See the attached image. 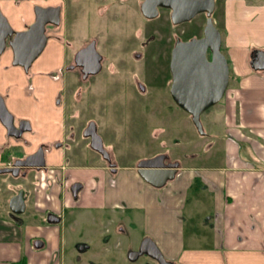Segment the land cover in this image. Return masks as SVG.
<instances>
[{
	"label": "crops",
	"instance_id": "crops-1",
	"mask_svg": "<svg viewBox=\"0 0 264 264\" xmlns=\"http://www.w3.org/2000/svg\"><path fill=\"white\" fill-rule=\"evenodd\" d=\"M216 2L215 8L223 16L218 18V22L223 23L221 44L231 67L229 81L232 88H227L224 93L221 111L232 130L230 134L225 132L232 153L227 155V167L207 172V177L215 174L222 182L207 184L218 191L211 244L192 239L195 236L190 230L186 233L182 219L188 186L197 173L194 167L180 169L157 193L154 187L145 185L149 183L135 168L125 166L116 172H108L94 165L80 166L77 162L69 168L64 163L63 149L52 148L48 153V165L56 166L60 176L70 170L68 182L81 180L78 178L81 174L75 177L72 171L97 173L95 177L91 176L92 184H86L85 190L79 193L78 201H73L68 194L58 200L56 193L60 188L53 187L50 193L52 191L59 204H52L54 207H72L78 203L87 209L93 205H119L142 211L140 219L130 225L138 226L174 264H264V68L255 69L252 65L257 53L264 51V0ZM30 4V0H15L12 8L9 3L4 4L3 8L17 30L22 29L19 16L27 22L32 20ZM55 42L50 40L48 44ZM58 42V53L51 56L47 45V55L44 52L34 60L28 71L13 64L10 52L0 58V96L8 110L17 118L29 119L34 128L25 133L27 152L39 142L52 143L62 139L61 132L55 131L54 127L58 124L62 129L63 124L54 112V98L62 87V76L58 71L64 66L67 53L62 38ZM50 71L58 76L51 77L47 74ZM54 83L58 85L53 90L50 86L54 87ZM7 140L0 122V151ZM9 142L14 143L13 140ZM39 190L45 191L42 187ZM44 202L49 205L48 201ZM62 222L61 219L55 222L57 224L39 227L38 231H25L20 239L14 223L0 219V264L21 259L25 264H60V251L65 244ZM42 228L47 231L48 238L42 234ZM13 229L16 231L14 237L9 235ZM37 238H42L45 245L36 247L33 241Z\"/></svg>",
	"mask_w": 264,
	"mask_h": 264
},
{
	"label": "rangeland",
	"instance_id": "rangeland-1",
	"mask_svg": "<svg viewBox=\"0 0 264 264\" xmlns=\"http://www.w3.org/2000/svg\"><path fill=\"white\" fill-rule=\"evenodd\" d=\"M3 3H9L12 8L15 0ZM97 5L93 0H63L61 35L67 53L65 63L70 61V56L78 48L91 38H95L94 46L100 55L101 64L100 71L98 70L99 72L97 71L98 73L88 80L80 78L74 72H68L71 84L69 85H73L69 101L74 102L77 109L87 108L90 102L89 116L96 123L107 148L121 156L119 165H133L137 158L162 152L167 153L170 160H179L180 169L186 166L195 168L197 173L188 186L182 219L186 233L190 230L191 235L195 236L192 239L203 241L207 245L211 244L213 230L211 225L212 218L216 214L218 191L207 184H222V182L215 174L207 177V172H216L221 167H227V155L232 153L228 145L230 139L227 140L228 136H226L232 130L226 124L221 111L224 96L201 113L200 120L205 132L201 135L187 112L168 103L169 95L166 88L162 87L167 76L169 56V44L165 42V36L168 37L171 30H177L178 33L183 30L182 38L198 35L199 26L195 22H185L171 29L167 20L164 21L165 19L159 16L158 20H147L141 14L138 0L136 2L127 0L113 10L114 6L108 7L104 10V14L101 13L102 9L98 10ZM222 17L221 11L215 8L212 18L217 21L215 27L223 33V23L218 22V18ZM196 21L202 24L203 20L197 18ZM143 26L147 30L150 26L158 30L156 38L146 46H143L137 37V30L140 28L144 35ZM55 40L59 44L57 39L52 41ZM57 43L48 44L51 56L59 52ZM131 50L144 53V58L130 56L127 52ZM222 53L226 56L223 47ZM229 70L231 75V67ZM135 74L151 85L152 88L149 87L147 93L137 91L133 82ZM52 85L54 87H50L54 90L58 84ZM228 88H232L230 81ZM65 91L67 92L68 89L64 88L63 94ZM32 111L36 112V109ZM226 130L227 134H225ZM72 174H75V177L81 174L78 178L83 184H92L91 176L97 175L93 171L80 173L72 171ZM28 180L29 178L25 179ZM145 185L153 189V186ZM21 186L31 191L29 198L24 202V211L20 214L22 223L13 221L8 206V200L17 188L16 185L0 184V219L14 223L17 235L22 239L25 231L33 229L38 231L39 227L48 223L42 211L44 207H41L44 201H48L49 206L59 212L63 220L62 235L65 237V244L60 251V264H157L144 255L130 260L125 251L120 256L113 248L110 252L102 249L105 233L102 228L107 227L109 233H112L109 246L122 238L123 248L129 241L135 248L143 238L147 237L138 226L133 228L130 225V222L140 219L142 211L118 210L121 219L118 222L121 223L117 224L115 220L106 224L104 215L111 213L109 209H87L78 203L72 207L62 205L54 207L53 204H57L58 201L53 198L52 191L51 193L40 190L34 192L28 184ZM153 190L159 193L161 189ZM208 218L210 221L206 222ZM42 229H40L42 234L48 238L47 231ZM9 235L14 237L16 231L13 229ZM79 241L88 242L89 248L78 250L75 244Z\"/></svg>",
	"mask_w": 264,
	"mask_h": 264
},
{
	"label": "flooded vegetation",
	"instance_id": "flooded-vegetation-1",
	"mask_svg": "<svg viewBox=\"0 0 264 264\" xmlns=\"http://www.w3.org/2000/svg\"><path fill=\"white\" fill-rule=\"evenodd\" d=\"M3 1L10 2L11 0H0V57L6 52H10V54L12 55V59H13V51L10 45V41H12L13 36L16 31L27 29L35 21V14H36L35 11L36 10L37 12H39L41 18L50 19L54 17V12H55L56 7L59 8L58 21L56 22L47 21L44 23V34L46 36V41H45V44L42 50L37 54L34 60H36L39 56H41L42 54H44V52H46V48L50 40L57 39L59 41L62 38L61 14H62L63 2L61 0H38V1L30 0L31 4H30L29 9L32 14V20L30 22H27L25 21V18L20 14L21 15L20 16L21 25H22V29L20 30L14 29L12 22L10 18L8 17L7 12L3 8ZM16 1L21 2V1H26V0H16ZM93 1L97 2L98 10L102 9L101 13L104 14V10L107 9L108 7L114 6L112 7V10L116 7L119 8V6L124 4L127 0H93ZM132 1L136 2V0H132ZM143 1L144 0H140V1L138 0L140 11H142L141 4ZM215 4H216V0H214V9L212 13L210 14L211 18L215 10ZM45 9H48V11L47 12L44 11ZM141 14L145 19L150 20V21L158 20L157 18L161 17L165 19L164 21L167 20L166 22L168 25L171 26V29L172 27L178 26L185 22H195L196 25L199 26L198 35H193L187 38H182L181 34L183 33V30H181L180 33H178L177 30H171L169 36L168 37L167 35L165 36V42L169 44V56H168L167 76L165 77V81H164L165 84L162 87L166 88L167 94L169 95L170 102L168 103H170L171 105L173 104L177 106L178 108H180L174 102L171 96V93H170V87L172 83V73L170 70L171 49L174 46L177 39H179L180 41H185L192 37L199 38L202 36L203 27L208 17L207 12L205 11L198 12L194 14L190 19L177 22V23H174L172 20V9L166 6L157 5L155 7V14L151 17L145 16L143 12H141ZM3 16L6 19V22L8 23L9 27L5 24L3 20L4 19ZM197 18H201L203 20L202 24H198V22L196 21ZM212 20H213L214 25H216L217 21L214 20L213 18ZM137 31H138L137 37L139 40H141L140 43L143 46H146L149 42H151V40H154L156 38L158 30L154 26L148 27V30L146 29L145 26H143L144 35L142 33L141 28L138 29ZM91 42H94V45H95L96 39L91 38L90 41L85 43V45L78 48L74 52V54L70 56V61L68 63H64V66L58 71L62 76V87L54 98V112H56V115L58 118L62 119L63 124H62V129H59L60 127L58 124H55L54 127H55V131L61 132L62 134L61 140L57 139L53 141L52 143L39 142L32 151L27 152L25 150V145L26 143H28V141L25 139V133L33 131L34 130L33 125L27 118H23V117L17 118L6 107L7 110L11 113L13 127L10 128L11 134H8L6 128L3 126L5 136L7 137L8 140L7 142H5L6 144L3 145L2 150L0 151V168H8L9 170L0 172V184L17 186V188H15L14 191L12 192L10 198L20 193L22 197L24 198V202H25L26 199L29 198V194L31 193V191L29 189L22 188L21 184H28L32 187L34 192L42 187L43 189H45V193H50V190H52L53 187L59 186L60 191L59 193H56L58 199H63V197L66 194H68V196L73 201L80 200L79 193L85 190L86 184H83L81 180H71L68 182L67 179L70 176V170H67L66 172L62 174V176H60L59 169L56 166L48 165V153L50 152V149L52 148H55V149L62 148L63 149L64 163L69 168L71 166H74L75 165L74 163L77 162L80 164V166L94 165L95 167L105 169L108 172H116L119 167H125V166L135 168L137 171L138 163L141 160L150 158L158 154H162L164 155L165 164L175 162L177 164L176 173L180 169L179 160H176V159L170 160L169 155L167 153H162V152L156 153L154 155L142 157V158H137V161H135L133 165H119L118 162L121 156L119 154H115L114 151L107 148L105 141L103 140L101 134L98 132L96 123L89 116L90 111H91L90 102L87 108L77 109V107L75 106V103L72 101H69L71 97L70 91L71 90L73 91V85L70 86L71 84L69 82L68 72H74L76 75H79L80 78L84 80H88L89 77L97 74L100 71L99 69V71L96 73H85V71L91 70L92 68L93 59L91 55H86L87 57H84V59L82 58L76 59V56H75L79 49L87 46ZM134 51L136 50H131V52H127V53L130 54V56L134 55L135 57L139 59L144 58V55H145L144 53L134 52ZM207 56L208 58H210L209 51L207 53ZM31 65L27 69H24V70L28 71ZM47 74L50 75L51 77L58 76L55 74L54 71H50ZM133 82L135 83L134 85L137 88L138 92L147 93L148 88L149 87L152 88L151 85L145 79H140L137 76V74L134 75ZM64 88L68 89V91L67 92L65 91L63 94ZM43 110L45 111V109ZM93 129L100 138V145L102 149L101 151L94 149V147L92 146L94 144L97 145L99 142L93 141V138L91 135L84 134L85 131L92 132ZM11 140H13L14 143L9 142ZM35 153L39 155H34L33 157H30L29 159H27L30 161L31 164H23L21 162L27 156L35 154ZM41 155H42V160H44V164L41 166L32 164L35 162H39L41 159ZM27 178H29V180L25 181V179ZM78 182L81 184H77ZM77 188L78 190L75 193H73V189L76 190ZM154 188H160V187H154ZM93 191H97V190L93 188ZM9 200H8V206H9ZM41 205H42L41 207H44L42 211L45 215L46 221L48 222L45 225L59 222L62 219L61 214L55 211V209L51 208L49 205H45V203ZM24 207H25V203H24ZM91 208L109 209L111 211V213L104 215V220L106 221L105 222L106 224H110L115 220H117V224L121 223V222H118L121 219H119V215H118L119 213L117 211L126 209V208L124 209L120 207L119 205L117 206L103 205L99 207L93 205L89 209ZM9 209H10V206H9ZM21 213L11 214V217L14 222H18L19 224L22 223L20 219ZM101 230H104L105 232L103 234L104 236L102 240L103 251L110 252V249L113 248L117 250V253L120 256H122V253H124V251L127 252L128 259L130 260H135L138 256L144 255L145 257L151 258L157 262V260L154 257L145 253V250L147 251L150 249V245L148 244V242H146V241H149V239H151L150 237L147 236L143 238L141 242H139V244H137L135 248L132 247V244L129 241L127 244H125L124 246L125 250H123L124 248L122 247V244H121L122 238L121 240L117 239L113 245L109 246L108 242L111 239L112 233H109V230L107 227L102 228ZM37 239L38 240H35L36 243H40L41 245L44 243L45 245V241L42 238H37ZM75 246L77 247L78 250H81V251L89 248V244L86 241H79L75 244ZM166 261L169 262L167 264H172L169 260L166 259Z\"/></svg>",
	"mask_w": 264,
	"mask_h": 264
},
{
	"label": "water",
	"instance_id": "water-1",
	"mask_svg": "<svg viewBox=\"0 0 264 264\" xmlns=\"http://www.w3.org/2000/svg\"><path fill=\"white\" fill-rule=\"evenodd\" d=\"M157 5L172 9V20L174 23L188 20L198 12H207L208 17L203 27L202 36L199 38L192 37L185 41L177 39L171 49L170 58V70L172 73L171 96L174 102L190 115L195 128L203 135L205 132L200 115L223 97L230 78L228 61L220 50L221 34L210 16L214 9V0H144L141 4V10L145 16L151 17L155 14ZM44 11L47 12L48 9ZM58 12L59 8L56 7L53 18L43 19L36 10L35 21L27 29L15 32L12 41H10L13 51V64L21 65L24 69L31 65L46 41L44 23L47 21H58ZM3 20L9 27L6 19L4 18ZM208 51L210 52V58L207 56ZM86 55H91L93 64L91 70H87L85 73H96L100 69L101 64L99 62L100 55L95 49L94 42L79 49L75 56L76 59H84V57H87ZM252 65L255 69L264 68V51L257 53ZM0 122L6 128L7 133L11 134L10 128L13 127L12 116L1 96ZM84 134L91 135L93 141L99 142L97 145H92L94 149L102 150L100 138L94 129L92 132L85 131ZM34 155L39 154L29 155L21 162L23 164H31L27 159ZM32 164L43 165L42 155L39 162ZM176 165L175 162L165 164L164 155L158 154L141 160L138 163L137 173L152 186L161 187L168 180L174 178ZM7 170L9 169L0 168V172ZM77 184L81 183L78 182ZM78 188L76 190L73 189V193ZM9 206L12 213H21L24 210V198L22 195L18 193L12 196L9 200ZM146 242L150 245V249L145 250V253L154 257L158 264L169 263L151 239ZM34 245L36 247L41 246L40 243L36 242H34Z\"/></svg>",
	"mask_w": 264,
	"mask_h": 264
},
{
	"label": "trees",
	"instance_id": "trees-1",
	"mask_svg": "<svg viewBox=\"0 0 264 264\" xmlns=\"http://www.w3.org/2000/svg\"><path fill=\"white\" fill-rule=\"evenodd\" d=\"M222 44H221V47H220V50L222 51ZM253 55V54H252ZM252 55H251V58H252ZM9 264H25V261L23 259L19 260V261H15V262H11Z\"/></svg>",
	"mask_w": 264,
	"mask_h": 264
}]
</instances>
